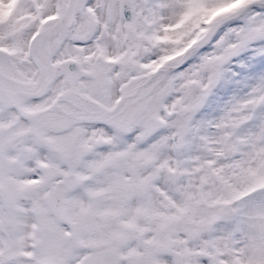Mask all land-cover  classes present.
I'll return each instance as SVG.
<instances>
[{
  "label": "snow or ice",
  "instance_id": "obj_1",
  "mask_svg": "<svg viewBox=\"0 0 264 264\" xmlns=\"http://www.w3.org/2000/svg\"><path fill=\"white\" fill-rule=\"evenodd\" d=\"M0 264H264V0H0Z\"/></svg>",
  "mask_w": 264,
  "mask_h": 264
}]
</instances>
